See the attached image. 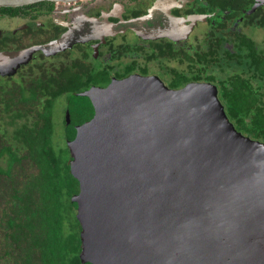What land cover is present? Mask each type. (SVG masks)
<instances>
[{"label": "water", "instance_id": "95a60500", "mask_svg": "<svg viewBox=\"0 0 264 264\" xmlns=\"http://www.w3.org/2000/svg\"><path fill=\"white\" fill-rule=\"evenodd\" d=\"M43 1L70 0L0 8ZM28 53H0V70ZM77 96L93 110L67 141L81 264H264V143L236 130L215 85L135 76Z\"/></svg>", "mask_w": 264, "mask_h": 264}, {"label": "flooded vegetation", "instance_id": "af4514ba", "mask_svg": "<svg viewBox=\"0 0 264 264\" xmlns=\"http://www.w3.org/2000/svg\"><path fill=\"white\" fill-rule=\"evenodd\" d=\"M0 22L12 27L0 30V53L30 56L0 70V79L38 76L43 84L66 70L88 89L138 76L178 90L204 83L186 82L193 72L203 76L204 58L220 63L224 54L244 53L245 41L264 40L253 38L264 31V0L43 1L0 8ZM67 37L70 47L43 52Z\"/></svg>", "mask_w": 264, "mask_h": 264}, {"label": "trees", "instance_id": "16d2710c", "mask_svg": "<svg viewBox=\"0 0 264 264\" xmlns=\"http://www.w3.org/2000/svg\"><path fill=\"white\" fill-rule=\"evenodd\" d=\"M243 46L244 53L224 54L220 63V56L204 58L203 76L193 72L186 82L215 85L236 130L264 143V40ZM60 76L43 84L38 76L0 79V264H81L80 225L72 201L79 183L70 173L67 141L93 110L77 96L89 87L66 70ZM60 98L66 101L62 140L53 114Z\"/></svg>", "mask_w": 264, "mask_h": 264}, {"label": "rangeland", "instance_id": "374dc122", "mask_svg": "<svg viewBox=\"0 0 264 264\" xmlns=\"http://www.w3.org/2000/svg\"><path fill=\"white\" fill-rule=\"evenodd\" d=\"M12 27L10 24H8L7 22H0V30H10ZM254 40H256L257 42H261V40L264 38V31L263 30H259L257 33H254L253 35ZM81 92H85V91H81ZM65 99L64 98H60L56 101L55 106L53 108V114L55 117V122H56V126H55V131L57 133V137L59 140H62V136L64 135V128L63 127V117H64V111H65Z\"/></svg>", "mask_w": 264, "mask_h": 264}]
</instances>
